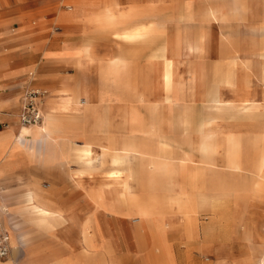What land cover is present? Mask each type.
<instances>
[{"label":"crops","instance_id":"1","mask_svg":"<svg viewBox=\"0 0 264 264\" xmlns=\"http://www.w3.org/2000/svg\"><path fill=\"white\" fill-rule=\"evenodd\" d=\"M65 1L67 10L62 11L59 17L62 21L72 22L75 16L74 28H71L74 30V35L68 42L69 51H65L66 46L62 45L58 52L48 51V59H68L71 63L83 64L82 56L91 59L97 56L95 49L99 48L102 51L109 49L105 43L108 38L115 42L130 43L131 46H117L116 54L109 61L105 59L106 53L100 52L97 58L102 62L95 80L89 74L83 77L78 71L70 74L67 80L59 81L50 77H42L39 80L34 77L33 72L28 73L30 78L21 76L29 64H25L20 69L12 68V38L5 30L0 31V108L13 110L10 115L5 114L0 117V120L10 122L0 128V183L12 191L20 192L25 189L23 184L28 182L30 188L24 190V202L29 194L33 197V203L38 209L50 212L49 216L36 215L33 214V208L25 207L23 203L19 207L14 206L12 212L5 213L2 221L10 231L11 253L9 257L0 259L3 262L0 264H30L31 259H34L37 264H58V261L65 264H93L94 258H100V261L108 264H204L203 257L207 259L214 257V264H264V256L261 257V252L264 251V224L254 228L240 219V229L237 230L239 216L226 215L222 207L230 198L235 199L233 190L209 187L210 184L215 186V183H219L220 178L236 177L235 174L226 170L228 158L225 152L218 153L216 150V147L222 144V140H225L218 121L225 113L232 117L241 116L237 111L242 104L231 105L215 90L210 95L211 103L207 105L209 110L201 117H194L190 107L185 106V112L181 118V138L172 132L174 128L168 117V104L175 99V83L178 78L176 65L184 49L200 51L203 48V39L193 41L182 23H172L169 18L173 11L169 2L180 0ZM200 1L213 3L202 8L201 12L206 16L215 17V14L220 12L214 2L221 0ZM229 1L235 3L243 0ZM213 8L218 10L212 13ZM232 8L234 11L237 10L234 4ZM198 12L199 8L193 6L188 8L183 16L187 17L188 22L197 18ZM77 14L79 17L82 15L81 21L79 20L81 28L76 25ZM156 41H159V44L146 54L150 61L157 58L163 60L165 78L162 84L165 92L162 94V99H152L149 84L146 81L141 84L134 77L131 85L134 89V101L142 103L145 107L141 109L132 104L124 106L125 86L120 74L123 72L124 61L140 55L146 48L150 50L151 43ZM247 62L239 55H235L229 60L228 69L218 73V80L228 85L237 84L236 66L238 64L245 66ZM34 82H44L51 87V90L44 85H33ZM28 85L48 89L43 105L44 114L48 99L54 97L50 109L55 110L56 113L47 128L53 134L66 135L64 138L44 139L35 136L25 142L27 148H23V144L13 140L12 136L20 132L21 125H18L16 131V111H19L23 90ZM63 87L68 88V99L59 95L58 90ZM245 100L249 99L245 98ZM253 103L250 99V107L244 106L245 116L253 115ZM111 114L120 115L122 122L112 123ZM234 133L240 138L241 144L246 146V151L251 157H249V171L246 170L243 176L247 185L245 199L257 193L264 195V164L261 167L260 162L264 149V129L251 138H243ZM77 134L82 137V141L78 142L73 138ZM192 134H196L198 138L196 148L201 155L199 160H195L185 151L180 153L183 150L182 144L191 140ZM230 144L225 143V145ZM125 145L150 151L154 161L162 160L164 157L168 158V161L177 163L184 156L185 173L180 175L170 172L168 174V177L178 176L179 180L184 182L187 179H195L196 183V187L188 186L184 191L178 187H176L177 191L173 190L172 185H170L171 188L169 187L171 190L169 200L176 206L182 220L181 231L175 236V242L178 244L184 241V249L171 248L164 227L165 223L162 221L161 214H158L154 208L155 202L148 199L150 201L148 207L152 209L149 213L137 212L139 205L142 204L140 200L144 199L142 192L151 190L147 170L141 171L137 176L138 181L132 184L131 190L126 191L128 197H133L134 201L130 199L129 201L121 200V202L134 208L138 220L144 218L151 221L150 232L155 238L154 245L159 251L150 250L143 253L140 249L134 250L128 245L124 246L127 243L124 219L112 217L111 224L115 225V228L111 236L117 255V260H112L110 257L113 256H110L108 244L109 235L106 236L98 228L99 224L90 215L91 213L89 215L86 213L85 217L79 219V223L74 217L77 209L75 198L67 197L58 206L39 198L41 183L47 182L48 185L45 186L54 192L59 165L71 167L69 162L78 163V159L86 156L91 147H98L102 153L101 160L103 162L108 160L111 165L117 164L114 161L117 158L126 164L132 159L138 166H142L144 157L138 152H134L135 156L132 157L128 151L124 150ZM109 146L116 148L109 149ZM62 147L65 155L60 153ZM65 173L68 174L67 171ZM154 177L157 176L154 175ZM23 180L26 183H23ZM143 184L147 189L142 187ZM68 187L69 185L64 186V188ZM163 188L168 189V185H164ZM156 190L158 189L152 191ZM71 192L75 193L76 188L74 187ZM205 205H209L215 215L200 222L201 210ZM85 208L86 211L89 210ZM21 209H24L27 215ZM18 213L24 216L18 219ZM55 214L57 216L65 214V219L59 228L52 230L54 220L57 219ZM40 223L48 229V232ZM84 225L85 234L83 235ZM88 226L89 231H87ZM36 227H40L45 238L39 239L38 235L34 234L37 232ZM135 230L138 233L137 227ZM77 231L83 242L81 250L76 248ZM235 232L239 233L237 241L233 239ZM95 236L100 239L102 247L97 255H94L91 244V238L94 240ZM85 242L89 243L90 249H86ZM29 244L33 248V253L25 250Z\"/></svg>","mask_w":264,"mask_h":264},{"label":"rangeland","instance_id":"2","mask_svg":"<svg viewBox=\"0 0 264 264\" xmlns=\"http://www.w3.org/2000/svg\"><path fill=\"white\" fill-rule=\"evenodd\" d=\"M65 3V0H0V31L5 30L8 32L13 42L12 68L20 69L25 64H29L21 76L30 78L28 73L33 72L34 77L39 80L42 77H50L61 81L67 80L70 74L78 71L83 77L85 74H89L95 80L102 62L97 58L100 52L106 53L105 59L109 61L116 54L117 49L115 48L117 46H131L130 43L115 42L108 38L105 43H107L109 49L103 51L99 48L95 49L97 56L91 59H86L82 56L83 64L71 63L68 59H48V51L58 52L62 45L66 46L65 51H69L68 42L74 35V30H71V28H74L75 16L72 22H64L59 17L62 11L67 10ZM169 4L172 5L174 11H172L173 13L171 12L169 17L172 23H182V26L188 31L190 39L193 41L203 39V48L200 51L192 50L191 48L184 49L182 51L183 54L180 56V61L176 65L178 78L175 83V99L168 104V117L174 128L172 132L178 138H181V118L185 112V106L190 107L189 109L194 117H201L209 110L207 105L211 103L209 101L211 92L216 90L222 99L228 101L231 105L239 106L242 104L237 111L241 116L232 117L228 113L223 114L218 121L220 128L224 131L233 130L243 138H251L256 134H260L264 129V0H243L235 3L229 0L215 1L214 4L220 10L218 14H215V17L206 16L201 12L204 6L213 5L210 1L180 0L169 2ZM233 4L237 9L235 11L232 8ZM193 6L199 8L197 18L187 22V17H184L183 13ZM81 17L82 15L79 17V14L76 16L78 21L76 25L80 26L78 28H81L79 23ZM158 44L159 41L153 42L149 48L150 50L146 48L140 55L124 61V66L122 65L123 72L120 73L125 86L124 106L132 104L139 106L141 109L145 107L142 103L134 101V89L131 86L134 77L141 84L144 81L149 84L152 99H162V94L165 92L162 84L163 60L157 58L150 61L146 54ZM261 53H263V56H261ZM235 55H239L240 58L248 62L245 66L241 64L236 66L238 82L235 85H228L218 80V73H223L228 69L230 66L229 60ZM34 83L33 85H44L51 90V87L44 82ZM245 98L249 100H245ZM53 99L54 97L48 99L47 110L51 107ZM250 99L254 102V107H252L254 113L253 115L245 116L244 106L250 107ZM12 111V109L0 108V117L5 116V114L10 115ZM111 116L112 123L122 122L120 115L111 114ZM8 124H10L9 121L0 120V128ZM18 125L16 111V130L19 127ZM24 127L29 128L28 126ZM51 134L52 139L66 136ZM190 136L191 140L182 144L183 150L180 153L182 154L185 151L191 154L195 160H199L201 155L196 148L197 135L192 134ZM12 138L15 141V135ZM73 138L78 142L83 140L79 134ZM60 153L65 155L63 147ZM69 164L71 167L58 166V178H56L54 192H51V189L45 186L48 185L47 182L41 183V186H39L41 192L38 193L39 198L48 200L56 206L60 205L67 197L75 198L77 209L74 217L77 218L78 222L80 218L86 216V213L87 215L91 213L90 215L99 224L98 228L106 236L109 235L108 244L111 251L110 256H113L110 257L112 260H117L116 246L111 236L115 228V225L111 224L110 219L112 217L124 219L127 237V243L124 246L126 245L127 247L128 245L130 249L134 250L140 249L143 253L150 250H158L154 245L153 240L155 238L150 232L151 221L144 218L138 220V215L135 213L134 208L123 204L119 200L117 188L121 186L122 182L114 181L108 177L107 172L112 168L108 160L102 164L96 160L92 169L84 171L83 165L80 163L71 161ZM72 168H76V170H72ZM65 170L68 174L65 173ZM178 180V176L168 177V181L165 178H160V185L163 186L168 182V189H164L161 186L156 191L147 190L142 192V197L155 202L154 208L158 214H161L162 221L165 223L164 227L167 231L171 248L182 250L185 246L184 241L178 244L175 242V236L180 234L181 231L182 220L176 206L169 200L171 195V184L169 183ZM22 182L24 183L25 181L23 180ZM132 183L134 184V181ZM23 185L25 189L30 188L28 182ZM67 185L69 187L64 188ZM74 187L76 188L75 193L71 192ZM142 187L147 189L145 184ZM171 189L177 191L176 187ZM24 190L15 192L0 183L1 220L5 213L13 211L14 206L19 207L25 203ZM233 193L235 194V199L230 198L226 201V204L222 206L223 213L231 217H241L250 227L256 228L264 224L263 193L254 194L247 199H245L246 195L243 192ZM85 207L89 208V210L86 211ZM209 207V205L202 207L200 222H204L215 215V212ZM21 216L24 215L18 213L17 218L19 219ZM106 221H108V224H106ZM61 223V221L55 219L52 230L59 228ZM40 225L48 232V229H45L41 223ZM136 227L138 228V233H136ZM77 228L79 229V227ZM36 230L37 232H34V234H37L39 239L45 238V234L40 227H36ZM87 231H89V226ZM238 234L236 232L233 233L235 241L239 240ZM88 235L90 237V233ZM80 239L81 236H79V231H77L76 248L81 250L83 249V242ZM182 240L184 239L182 238ZM91 244L94 255H97L102 249L100 239L97 236L94 237V240L91 238ZM25 250L30 251V253L34 252L31 244L26 246ZM203 261L204 264H214L215 258L210 257L207 259L203 257ZM30 264H37V262L31 259ZM58 264L65 263L58 261Z\"/></svg>","mask_w":264,"mask_h":264},{"label":"bare ground","instance_id":"3","mask_svg":"<svg viewBox=\"0 0 264 264\" xmlns=\"http://www.w3.org/2000/svg\"><path fill=\"white\" fill-rule=\"evenodd\" d=\"M217 10H218L217 8H213L212 13H215ZM164 78H165V75H164V69H163L162 80H164ZM59 95H61V97H66L68 99V88L67 87L61 88L59 90ZM55 113H56V111L53 109H50V107H49V109L46 111V113L43 116V120L41 122L42 124L39 123L41 125H38V124L20 125V132L15 135V141L23 144V146H22L23 148H27L25 142L30 141L35 136H39V137H42L44 139H46V138L52 139L51 138L52 134L48 130L47 127L52 122ZM36 125H38V126H36ZM24 126H28L29 128L24 127ZM30 126H35V127L31 128ZM221 134L225 140H222V144L217 146L216 150L218 153L225 152V155L228 158V160L226 162L228 169H226V170H228L232 174H235L236 177L235 178H220L219 183H215V186H212L210 184L209 187L219 188L221 190L230 189V190H233V192H235V193H242V192L245 193V189H246L245 187L247 185H245V178L243 176H244L245 171L249 169V157H250L249 153L246 151V146L244 144H241L240 138H238L237 135L233 131H227V130L224 131L222 129ZM24 140H26V141H24ZM225 143H231V144L225 145ZM108 148L113 149L116 147L109 146ZM123 148H124V150L128 151L132 157L135 156L134 152H138L140 155H142L144 157L143 158L144 162H143L142 166H138L136 163H134L132 161V159L130 160V162L128 164H126L124 162H120L119 159H117V158H116V160L114 159V161L117 164L112 165V168L107 173H108V177L112 178L114 181H121L122 182L121 186L117 188L119 200L129 201L131 199V201H134L133 197H130V198L128 197V194L126 193V191L132 189L131 188V186L133 184L132 181H134V183L137 182L138 181L137 176L143 170H147V175H149L148 176V184L151 186V190L159 189L162 186V185H160L161 183L159 182L160 178H165L168 181V174L170 172L177 173L180 175L185 173L186 162H185L184 156H182V159H180V161H177V163L172 162V161H168V158H164V157H162V160L156 159L154 161V156L150 155V153H151L150 151L143 150V149H136L132 146H126V145L123 146ZM101 157H102V153H101L100 149L98 147H91L90 152L86 156H83V157L78 159V163L83 165V171L84 170H90L94 167V165H95L94 163L96 160H98L101 164L104 163L101 160ZM260 162H261V167H262V165L264 164V149H263V152L261 155V161ZM76 173H77V171H76ZM154 175H156L157 177H154ZM247 180H249V179H247ZM248 183H249V181H248ZM170 184L173 187H178L183 191L188 186L189 187H196L195 179L194 180L193 179H187L186 182H184L183 180H181V181L179 180L176 182H171ZM165 185H168V182ZM248 187H250V186H248ZM140 201L142 202V204L139 205L140 207H138V212L149 213L150 210H152L148 207L150 201L148 199H142ZM24 206L33 208L34 209L33 214L41 215V216L42 215L43 216H49L50 215L49 211L38 209L37 206L33 203V197L29 194L26 196ZM21 210L24 214L27 215V213L25 212L24 209H21ZM55 217H57V219H59L62 222L65 219V214H63L62 216H57L55 214ZM238 219H239V222H238V225L236 227L237 230L240 229V224H241L240 219H242V218L238 217ZM247 228H248V226H247ZM248 231H250V230H248ZM82 233H83V235L85 234V225L82 227ZM249 234H251V233L249 232ZM245 239L247 240V237ZM85 247L87 250L90 249L89 243L85 242ZM252 248H253V246H252ZM263 256H264V251L261 252V257H263ZM259 261H260V259H259ZM92 263L93 264H108L105 261H100V258L99 259L94 258Z\"/></svg>","mask_w":264,"mask_h":264},{"label":"built area","instance_id":"4","mask_svg":"<svg viewBox=\"0 0 264 264\" xmlns=\"http://www.w3.org/2000/svg\"><path fill=\"white\" fill-rule=\"evenodd\" d=\"M48 95V89L33 85L24 88L19 111L18 123L21 125H35L43 120V105ZM10 231L0 219V259L9 257L11 253Z\"/></svg>","mask_w":264,"mask_h":264}]
</instances>
